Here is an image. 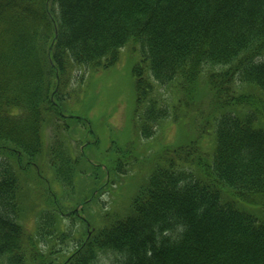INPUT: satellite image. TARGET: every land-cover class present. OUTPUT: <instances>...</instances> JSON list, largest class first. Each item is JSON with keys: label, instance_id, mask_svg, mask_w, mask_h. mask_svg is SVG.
I'll return each mask as SVG.
<instances>
[{"label": "trees", "instance_id": "trees-1", "mask_svg": "<svg viewBox=\"0 0 264 264\" xmlns=\"http://www.w3.org/2000/svg\"><path fill=\"white\" fill-rule=\"evenodd\" d=\"M128 44L139 47L138 137L169 112L153 102L151 75L181 94L178 117L194 135L145 157L152 168L126 211L103 209L90 228L80 218V238L63 222L75 211L63 215L29 189L25 200L18 162L29 158L36 185L47 176L40 170L73 185L80 160L97 166L62 135L84 119L64 114L71 70L110 68ZM45 125L54 128L46 153ZM0 140L13 160L0 170V264H264V0H0ZM24 201L36 208L32 230ZM70 234L73 248L61 255L53 243ZM106 252L111 263L100 261Z\"/></svg>", "mask_w": 264, "mask_h": 264}, {"label": "rangeland", "instance_id": "rangeland-1", "mask_svg": "<svg viewBox=\"0 0 264 264\" xmlns=\"http://www.w3.org/2000/svg\"><path fill=\"white\" fill-rule=\"evenodd\" d=\"M131 45L122 46L120 60L110 68L92 71L88 67L76 66L71 70V81H69L71 84L67 89L73 94L71 98L65 100L64 114L84 119L81 121L69 120L70 127L63 130L62 135L66 136L67 133V138L65 137L64 140L71 148L73 155L80 154V157H85L97 166L91 168L87 166V161L80 160L73 185L61 182L50 168H48L49 172H46V169L40 170L43 175H47V178L42 176V182L39 181V184L36 185L38 180L36 179V170L33 165L26 164V161L30 160L25 155L18 162L20 169L16 168L21 175V186H19L21 193L27 191L26 189L33 193L38 192L44 200L42 201L43 205L50 204L51 200L52 202L54 200L63 208V215L70 211L79 214V218H66L63 222L67 228L72 229V233L75 232L80 238L84 236V222L89 221V228L98 225L100 223L98 215L103 209L118 215L126 211L137 185L152 168L151 160L144 159L145 157L155 160L157 157L155 152L161 147L176 146V144L185 141L184 139L187 137L192 138L194 135L192 130L189 133L185 132L188 128H183L186 126L182 125L180 122L182 120L178 117L177 99L181 98V94L166 89L169 88L168 84L154 81L155 78L151 75L148 78L154 85L151 94L153 102L155 106L166 107L169 112L168 115H164L151 124L152 130H149V134H140L138 137L133 113L134 77L131 69L139 58V47L135 45L132 48ZM134 52L138 55H135ZM217 67L218 65L214 66V68ZM203 78L201 77V79ZM199 86L204 87L201 84ZM195 95L196 101L198 98L200 101H205L208 96L206 95L204 98L197 92ZM187 111L191 112V109L188 108ZM184 119L185 122L189 121V119ZM200 123L201 125L206 124L203 118L198 119V123H193L194 128ZM53 135L54 128L51 125H45L42 128V152L46 153L50 150V146L54 142ZM129 144L135 145V150L131 148V151ZM0 146L1 170L3 163L13 162V160L4 155L3 149H7V146L2 149L1 140ZM42 161L49 165L47 157ZM118 161L121 163L119 169H117ZM84 166L85 173L81 169ZM31 192L27 191L25 200H31V197H34ZM23 206L22 221L27 229L32 230L35 224L36 208L32 202L27 201H24ZM32 206L33 209H31ZM80 218L85 221L83 222ZM73 240H71L70 234V240L59 241L56 239L53 245L56 249L61 248V255H64L73 248ZM99 257L103 263H111L115 259L114 254L109 252L102 253Z\"/></svg>", "mask_w": 264, "mask_h": 264}, {"label": "water", "instance_id": "water-1", "mask_svg": "<svg viewBox=\"0 0 264 264\" xmlns=\"http://www.w3.org/2000/svg\"><path fill=\"white\" fill-rule=\"evenodd\" d=\"M88 225V224H87Z\"/></svg>", "mask_w": 264, "mask_h": 264}]
</instances>
